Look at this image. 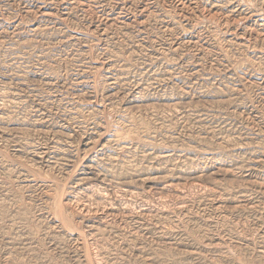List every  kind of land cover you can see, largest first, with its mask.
<instances>
[{
    "label": "rangeland",
    "instance_id": "374dc122",
    "mask_svg": "<svg viewBox=\"0 0 264 264\" xmlns=\"http://www.w3.org/2000/svg\"><path fill=\"white\" fill-rule=\"evenodd\" d=\"M0 264H264V0H0Z\"/></svg>",
    "mask_w": 264,
    "mask_h": 264
}]
</instances>
